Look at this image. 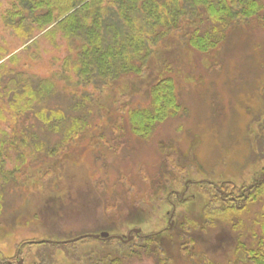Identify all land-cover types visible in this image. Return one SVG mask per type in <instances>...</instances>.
<instances>
[{
  "label": "rangeland",
  "instance_id": "rangeland-1",
  "mask_svg": "<svg viewBox=\"0 0 264 264\" xmlns=\"http://www.w3.org/2000/svg\"><path fill=\"white\" fill-rule=\"evenodd\" d=\"M260 3L264 6V0ZM9 8L8 0H0V47L7 56L2 62L51 79L55 92L47 107L62 111L66 131L71 120L77 128L64 141V130L47 131L32 116L0 124L10 138L0 172V258L31 240L126 235L132 228L155 233L167 226L168 193L190 182V200L176 204L175 225L157 235L158 248L150 240L147 255L146 250L131 256L126 248L123 254L112 251V264L242 263L244 257L235 250L260 237L264 197L235 214L231 224L205 220L203 206L215 204L208 201L216 197L207 184L242 191L264 171V16L234 22L206 54L173 36L156 49L142 77H124L101 93L77 88L64 72V77L55 75L68 55L65 42L52 45L38 36L22 44L6 31L1 16ZM162 78L173 80L182 113L157 124L146 140L137 138L128 115L149 105V89ZM57 146L58 155L50 156ZM201 214L191 230L186 223ZM188 238L194 239L192 246ZM90 244L96 254L85 264H109L104 243L90 238L39 249L69 251L72 261L59 254L54 263L74 264L73 250Z\"/></svg>",
  "mask_w": 264,
  "mask_h": 264
},
{
  "label": "trees",
  "instance_id": "trees-1",
  "mask_svg": "<svg viewBox=\"0 0 264 264\" xmlns=\"http://www.w3.org/2000/svg\"><path fill=\"white\" fill-rule=\"evenodd\" d=\"M8 4L10 8L1 16L6 31L22 44L34 43L38 36L52 45L65 42L68 55L62 60V72L55 75L69 74L77 88L101 93L124 77H142L156 49L173 36L180 35L186 46L206 54L217 48L226 28L234 22L264 16L260 0H8ZM5 57L6 51L0 47V124H15L32 116L47 131L64 130V141L70 138L77 128L74 121L71 120L66 131L62 111L47 107L55 92L54 82L9 68L2 62ZM15 60L11 56L9 63L14 64ZM81 95L90 100L88 95ZM179 113L182 107L174 82L171 78H162L149 89V105L129 113L130 131L146 140L157 124ZM9 139L8 133L0 130V172L5 163L2 153ZM59 147L49 155H58ZM249 191L248 199L244 200L247 204L207 205L203 211L205 220L231 224L235 214L264 197V182ZM200 216L186 223L191 230L198 225L194 219ZM188 239L187 244L192 246L194 239ZM253 239L250 247L238 244L235 252L244 257L242 263L237 259L238 263L264 264V211L260 237ZM112 251L118 253L121 248L114 247Z\"/></svg>",
  "mask_w": 264,
  "mask_h": 264
},
{
  "label": "flooded vegetation",
  "instance_id": "flooded-vegetation-1",
  "mask_svg": "<svg viewBox=\"0 0 264 264\" xmlns=\"http://www.w3.org/2000/svg\"><path fill=\"white\" fill-rule=\"evenodd\" d=\"M264 182V171L260 174L259 178L255 179L253 184L248 186L247 189H243L242 191H236L233 189V187H230L228 185H220L217 186L215 184H207L209 185V188L211 189L210 196L211 197H216L214 201L212 199H208L209 203H215L217 206H222L224 204H247V202L244 203V200L246 201L249 197V190L254 186V185H259L260 183ZM190 182H187L183 186L182 191H170L168 195L166 196L164 205H167L170 207V213L166 214L167 220L166 224L167 226L161 228L159 231L155 233H150L143 235L141 234V229L140 228H132L130 229L126 235H109L105 238H99V239H92V240H97L106 246V252L105 256L109 257L108 258V263L112 264L111 260V255H112V247L111 248V243L116 244V246H119V248H126L128 250L126 255H138L140 252L145 253V247L149 246L150 240H152L153 245L158 248V236L159 234L169 232L172 230V228L175 225L174 218L177 215V206L176 204H188L190 197L186 196L189 191L188 184ZM191 185H195L194 183ZM209 204H204V208ZM213 205V204H210ZM202 207V208H203ZM180 218V217H179ZM179 220V219H178ZM186 220V219H185ZM187 222V221H186ZM182 223L180 221L177 222ZM133 230L139 231L138 234L133 233ZM101 233H106V232H100ZM95 234V235H99ZM83 236H88V234L83 235ZM80 236V237H83ZM77 237V238H80ZM75 238V239H77ZM118 238V239H117ZM121 238V239H119ZM86 238L77 240L72 243H67L63 244L66 241L63 242H55L53 240H31L28 242H24L20 244L19 247H17L14 251V254L8 258L1 259L0 258V264H57L58 255L60 254L64 260L66 261H72L70 260V252L69 251H56L54 248L50 250H43L39 249L40 246L42 245H49V246H55V245H61L64 247H68L70 245H73L74 243H77L81 240H84ZM91 239V238H90ZM74 240V239H72ZM70 241V240H67ZM82 243V242H81ZM85 248H78L76 250H73L76 253V257L73 259L74 264H85L86 259L88 257H94L95 256V251L93 244L90 245H85ZM54 249V250H53ZM123 249H121V252L123 254ZM146 250V255H147ZM127 257V256H125ZM55 260L57 263H54Z\"/></svg>",
  "mask_w": 264,
  "mask_h": 264
},
{
  "label": "water",
  "instance_id": "water-1",
  "mask_svg": "<svg viewBox=\"0 0 264 264\" xmlns=\"http://www.w3.org/2000/svg\"><path fill=\"white\" fill-rule=\"evenodd\" d=\"M133 233L138 234L139 231H137V230H133ZM107 236H108L107 233H101V234H99V235H88V236H83V237H80V238L74 239V240H72V241L64 242V243L74 242V241H77V240H80V239H83V238L99 239V238H105V237H107ZM117 239H118V238H117ZM119 239H121V238H119Z\"/></svg>",
  "mask_w": 264,
  "mask_h": 264
}]
</instances>
